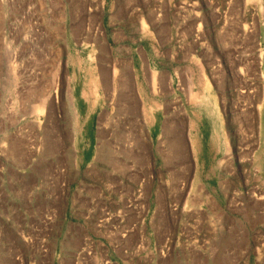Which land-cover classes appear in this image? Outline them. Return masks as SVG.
Returning a JSON list of instances; mask_svg holds the SVG:
<instances>
[{
	"label": "rangeland",
	"instance_id": "obj_1",
	"mask_svg": "<svg viewBox=\"0 0 264 264\" xmlns=\"http://www.w3.org/2000/svg\"><path fill=\"white\" fill-rule=\"evenodd\" d=\"M0 264H264V0H0Z\"/></svg>",
	"mask_w": 264,
	"mask_h": 264
}]
</instances>
